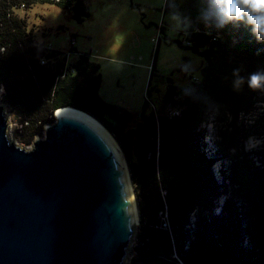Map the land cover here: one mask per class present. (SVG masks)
<instances>
[{
	"label": "trees",
	"instance_id": "1",
	"mask_svg": "<svg viewBox=\"0 0 264 264\" xmlns=\"http://www.w3.org/2000/svg\"><path fill=\"white\" fill-rule=\"evenodd\" d=\"M33 2L0 0V84L21 141L41 135L59 106L81 109L106 127L125 157L137 205L131 264H264V89L247 85L251 73L264 71V43L242 23L218 28L206 22L201 13L207 0H185L180 8L164 0V10H179L182 23L190 20L185 42L176 43L203 59L200 77L189 75L184 86L168 79L163 100L172 105L160 112L151 104L145 112V100L133 122L131 111L99 95V64L88 53L76 52L67 62L62 51L36 43L14 12ZM39 2L70 10L77 22L89 16L86 0ZM237 68L245 79L239 91ZM215 110L223 120L213 157L204 150V138L208 114ZM249 113L251 120L242 122L241 115ZM251 135L262 143L246 153L243 141ZM215 158L227 161L220 181L212 170ZM228 194L215 211L216 201Z\"/></svg>",
	"mask_w": 264,
	"mask_h": 264
},
{
	"label": "water",
	"instance_id": "2",
	"mask_svg": "<svg viewBox=\"0 0 264 264\" xmlns=\"http://www.w3.org/2000/svg\"><path fill=\"white\" fill-rule=\"evenodd\" d=\"M6 115L0 103V264H123L138 213L111 133L59 106L26 148Z\"/></svg>",
	"mask_w": 264,
	"mask_h": 264
},
{
	"label": "rangeland",
	"instance_id": "3",
	"mask_svg": "<svg viewBox=\"0 0 264 264\" xmlns=\"http://www.w3.org/2000/svg\"><path fill=\"white\" fill-rule=\"evenodd\" d=\"M36 1L30 7L14 9L19 17L24 18L26 28L31 31L36 43L62 51L67 62L76 57V52L88 53L90 59L99 64V95L106 102L131 111L133 122L139 118L145 100L148 105L145 112L152 107L151 104L160 112L172 105L170 101L163 100L168 79L172 84L184 86L189 84V75L200 77L203 59L176 43V40L185 42L184 32L190 20L185 18L182 23L179 10H164V0H86L89 16L80 22L70 17V10L51 2ZM175 2L180 8L185 0ZM72 37L74 43L71 47L69 40ZM2 95L0 84V103L3 113L7 114V136L18 146L30 147L31 141L23 142L17 136L19 124L15 111ZM259 104L263 106V103ZM218 112L209 113L205 122L204 150L213 157L217 154L216 129L223 120L222 114ZM251 118L249 113L241 115L240 120L248 122ZM250 138L261 141L254 135L244 139L243 151L246 153L254 149L246 148ZM247 156L251 157L254 165L259 164L251 154ZM226 163L224 159L215 158L212 164L218 181L221 178L219 172L227 175ZM131 187L133 190L132 182ZM229 196L223 195L216 201L215 211L223 199ZM235 200L242 203L237 197ZM137 226L138 221L129 243L131 255H127L123 264H131Z\"/></svg>",
	"mask_w": 264,
	"mask_h": 264
},
{
	"label": "clouds",
	"instance_id": "4",
	"mask_svg": "<svg viewBox=\"0 0 264 264\" xmlns=\"http://www.w3.org/2000/svg\"><path fill=\"white\" fill-rule=\"evenodd\" d=\"M201 14L206 22H215L218 28L231 22L242 23L250 29L257 42L264 43V0H207ZM239 73V68L233 70V75L237 77L234 87L238 91L245 83L244 77ZM247 85L254 91L264 89V71L251 73ZM260 143L262 141L250 138L246 148L251 150Z\"/></svg>",
	"mask_w": 264,
	"mask_h": 264
},
{
	"label": "built area",
	"instance_id": "5",
	"mask_svg": "<svg viewBox=\"0 0 264 264\" xmlns=\"http://www.w3.org/2000/svg\"><path fill=\"white\" fill-rule=\"evenodd\" d=\"M73 43H74V38L72 37V39L69 40V44H70L71 47H72V44H73ZM40 62L43 63V62H44L43 59H41ZM171 112H172V113H177V110L172 109Z\"/></svg>",
	"mask_w": 264,
	"mask_h": 264
}]
</instances>
